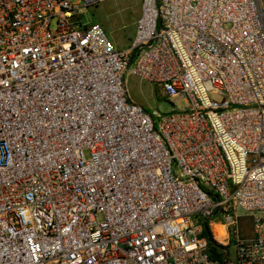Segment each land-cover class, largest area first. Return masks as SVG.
Masks as SVG:
<instances>
[{"label":"built area","instance_id":"built-area-1","mask_svg":"<svg viewBox=\"0 0 264 264\" xmlns=\"http://www.w3.org/2000/svg\"><path fill=\"white\" fill-rule=\"evenodd\" d=\"M101 1L0 0V264H230L232 236L264 264L260 0H142L127 49L78 23ZM127 71L190 105L147 111Z\"/></svg>","mask_w":264,"mask_h":264},{"label":"rangeland","instance_id":"rangeland-1","mask_svg":"<svg viewBox=\"0 0 264 264\" xmlns=\"http://www.w3.org/2000/svg\"><path fill=\"white\" fill-rule=\"evenodd\" d=\"M260 4L264 12V0H260ZM141 14L142 0H103L94 5L84 7L82 13L78 15V23L80 25L101 24L113 44L120 49H127L135 38L137 21ZM53 26H55L54 22ZM125 80L130 98L151 113L154 111H159L162 114L172 113L186 109L190 105L187 98L168 96L159 84L142 79L129 73V71L125 74ZM86 154L89 155L88 151ZM240 216V232L243 235H251L253 233L251 213L240 210ZM224 221V217L220 215L210 219V225L213 228L216 222ZM223 230V227L219 229L218 235L212 230L216 241H218L216 239L217 236L223 235ZM203 236L206 237V233ZM230 240V246L227 248V251H229V263L235 264L236 248L234 237L232 236ZM224 255L228 256L226 253Z\"/></svg>","mask_w":264,"mask_h":264},{"label":"trees","instance_id":"trees-1","mask_svg":"<svg viewBox=\"0 0 264 264\" xmlns=\"http://www.w3.org/2000/svg\"><path fill=\"white\" fill-rule=\"evenodd\" d=\"M205 233H206L207 237L209 238L211 251L213 252V254L215 256H220L221 257L222 254H223L222 249L224 248V246L214 239L213 232H212L211 227L209 225H208V229L205 230ZM216 239L221 241L218 238H216Z\"/></svg>","mask_w":264,"mask_h":264},{"label":"bare ground","instance_id":"bare-ground-1","mask_svg":"<svg viewBox=\"0 0 264 264\" xmlns=\"http://www.w3.org/2000/svg\"><path fill=\"white\" fill-rule=\"evenodd\" d=\"M219 225V224H218ZM217 224L214 226V228H213V231H214V233L216 234V235H218V233H219V229H222V227H223V231H224V233H223V235H220V236H217V238L218 239H220L221 241L223 240V238L226 236V228H225V226H222V225H220V226H218ZM222 226V227H221ZM219 228V229H218Z\"/></svg>","mask_w":264,"mask_h":264},{"label":"water","instance_id":"water-1","mask_svg":"<svg viewBox=\"0 0 264 264\" xmlns=\"http://www.w3.org/2000/svg\"><path fill=\"white\" fill-rule=\"evenodd\" d=\"M205 228H206V230L208 229V224L207 223L205 224Z\"/></svg>","mask_w":264,"mask_h":264}]
</instances>
